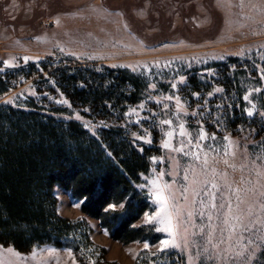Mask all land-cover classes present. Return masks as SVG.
I'll return each instance as SVG.
<instances>
[{
	"label": "rangeland",
	"instance_id": "rangeland-1",
	"mask_svg": "<svg viewBox=\"0 0 264 264\" xmlns=\"http://www.w3.org/2000/svg\"><path fill=\"white\" fill-rule=\"evenodd\" d=\"M49 57L65 64L127 68L145 84L143 98L127 107L122 123L127 131H131L135 143L159 148L158 153L149 157V169L138 185L152 205L138 224H146L145 215H154L159 210V203L150 195L151 181L158 177L161 187L171 186L178 207L187 211L202 210L181 199V189L187 184L191 193L195 178L223 186L226 198H229L228 186L243 189L247 192V203L241 207L260 214L259 204L264 201V196L248 190L264 191L261 187L264 185V133L255 136L258 131L255 128L240 134L208 129L204 125L205 119L219 128L210 117L211 107L221 106L210 100L221 94L223 87L214 85L208 92L193 91L188 79L195 75L205 86L211 82V76L228 68L237 79L243 112L247 115V110L252 109V116L257 115L264 121V0H0V68L6 70ZM5 61L12 66L6 67ZM181 78L184 83H178ZM173 83H178V87L173 89ZM40 87L44 84L26 81L10 88L0 97V102L21 105L33 97L47 108L56 104L68 106V103L58 102L66 100L59 92L39 93ZM217 88L222 91L216 92ZM235 91L233 88L231 92ZM246 95L249 96L247 101ZM43 96L47 97L45 101L40 99ZM177 99L183 105V111H177ZM70 108L71 115H58L79 117L77 120L92 131L106 125L102 120L80 114L81 110L77 108ZM193 112L197 115L193 116ZM162 120L173 123L165 125ZM181 123L188 133L186 137L178 135ZM201 131L209 138L201 142L200 162L194 159L191 151L184 155L162 146L166 139L170 140L171 147H180L188 139L195 143ZM168 132L173 136L168 137ZM212 136L215 139H211ZM147 139L151 143H145ZM205 156L208 167L202 171ZM55 194L60 215L88 224L90 238L96 245L94 251L81 263L71 249L64 247L46 244L23 252L0 244V264H136L140 253L157 255L161 253V241L171 239L167 232L156 230L163 227L162 224H147L158 232V240L124 244L112 239L96 219L84 214L80 210V201L68 192L56 189ZM231 199L235 208V199ZM227 211L225 208L212 212L211 227H208L206 217L194 215L195 227L188 224L187 233L184 228L178 229L184 239L178 238L180 247L170 249L178 255L176 264H247L244 257H236L235 253L243 251L250 239L257 242L264 239V233H247L238 228L235 235L230 234L224 223ZM260 215L264 219V214ZM228 218L232 224L239 223L231 215ZM241 220L248 223L246 215ZM201 228L206 231L200 232ZM209 239L218 245L216 249L207 243ZM263 254L264 249L257 250L253 264H261ZM229 256L232 258H226Z\"/></svg>",
	"mask_w": 264,
	"mask_h": 264
},
{
	"label": "trees",
	"instance_id": "trees-1",
	"mask_svg": "<svg viewBox=\"0 0 264 264\" xmlns=\"http://www.w3.org/2000/svg\"><path fill=\"white\" fill-rule=\"evenodd\" d=\"M210 79L205 86L195 75L188 79L193 91L223 87L210 100L221 106L211 107L210 117L219 128L209 119L204 125L232 134L252 128L258 129L255 136L264 133L263 119L243 112L238 82L230 70L221 69ZM29 80L44 84L39 93L59 92L68 106L47 108L33 97L21 105L0 102V244L23 252L46 244L64 247L83 263L96 248L90 228L83 220L58 213L56 189L79 200L80 210L96 219L112 239L124 244L158 240L152 225L138 224L152 208L138 185L149 169V157L159 148L135 143L122 125L127 107L143 98L142 79L127 68L65 64L49 57L0 72V97ZM70 107L106 125L92 131L75 118L58 115H71ZM100 251L104 255V249ZM262 258L264 264V254ZM168 260V264L178 262L176 251L142 252L136 264H167Z\"/></svg>",
	"mask_w": 264,
	"mask_h": 264
},
{
	"label": "snow or ice",
	"instance_id": "snow-or-ice-1",
	"mask_svg": "<svg viewBox=\"0 0 264 264\" xmlns=\"http://www.w3.org/2000/svg\"><path fill=\"white\" fill-rule=\"evenodd\" d=\"M6 67H11L12 65L9 64V62L5 61L4 62ZM3 68H0V72H3ZM262 79H264V73H262ZM178 83H184V78H181V80ZM178 83H173L172 88L175 89L178 87ZM216 92L222 91V89L217 88L215 90ZM256 91H260V89H256ZM211 95V93H210ZM250 95V94H249ZM168 99H171V97H168ZM244 99L247 101L249 100V96L246 95ZM10 103L11 101H7ZM59 103H65L67 104L68 102L66 100L58 101ZM141 107H143L141 105ZM255 105H253L254 109ZM132 111H135L133 109ZM177 111H183V105L180 104L179 99H177ZM185 114H187L185 112ZM193 116L197 115V113L193 112ZM247 115L251 117L253 115V110L248 109L247 110ZM264 115V113H262ZM79 119V117H77ZM162 124L165 125H171L173 123L172 120H162ZM180 131L178 135L181 137H186L188 133L184 129V125L181 123L179 125ZM168 137H172L173 133L168 132L166 133ZM206 134L201 131L198 139L193 142L192 139H188L186 144H182L180 147H171V142L170 140L166 139L163 142V147L165 149H170L171 151H175L177 153H183L184 155H188L189 151L192 152V155L194 159L198 162H200L201 157L198 154L199 151H203L201 148V142L205 141L208 139ZM136 139H143L142 137H136ZM211 139H215L214 136L211 137ZM225 140H228V137L224 138ZM145 143H151L150 139H147L144 141ZM188 149V151H186ZM195 149L196 151H193ZM143 151V149H141ZM229 153H226V155ZM153 162L155 161V158H153ZM202 171L206 170L208 167V159L207 156L202 161ZM257 175H260V173H257ZM163 176V173L160 174V177ZM188 177L185 176V181H187ZM152 184V190L150 191V195L153 196L154 202L159 203V210L154 214V215H145L144 223L146 224H162L163 227L157 228V231H163L167 232L171 239H164L161 241V248L159 249L161 252L163 251H168L172 248H177L180 247V244L177 243L178 238L184 239L180 237V233L178 229L184 228L185 233H187L188 224H192V227H195V223L192 221V217L194 215H198L201 218L206 217L207 220L209 221L208 227H211V222L213 221V215L212 212L218 211V210H223L227 209V213H225V225L226 231H229L230 234L235 235L238 228H242L244 232L247 233H254L256 231H261L264 233V219L261 218L260 214H264V201L260 202L259 204V210L260 214H257L253 212L251 208H242V205H245L247 203L246 196L247 192H244L243 189H232L231 186H228L229 188V198H226L223 193H224V188L223 186H220L216 183H211L210 181H199L194 178L193 180V186L191 189V193L189 192V189L187 187V184L183 189H181V199L184 201H189L191 205L197 206L200 209H202L199 212H194V211H187L186 208H180L178 207L176 203V198L175 196L171 193L170 185H163L161 187V183L159 181V177L155 180L151 181ZM261 187H264L262 185ZM249 192H252L255 194L256 192H259L260 196H264V191H260L259 189H249ZM168 193L167 195L165 193ZM189 197L190 200H189ZM235 199V208H233V203L232 199ZM223 201V202H221ZM121 208L124 207V205H120ZM239 211L240 215L237 216L236 212ZM229 215H231L235 220H237L239 223L238 224H232L229 220ZM247 216L248 217V223L244 224L241 220L242 216ZM175 220V223H174ZM251 225V227H249ZM174 229H176L174 231ZM206 229L201 228L200 232H205ZM196 233H192L191 235H195ZM209 236H211V232L208 233ZM186 243V239H185ZM207 243L211 246L212 249H216L218 245L216 243H213L212 239H209ZM221 244L224 243V241L220 242ZM148 245H145V248H147ZM264 249V239H261L259 242L256 240H248L247 245L245 246V249L243 251H238L235 253L236 257H244V259L247 261V264H253V261L255 260L256 252L257 250ZM208 249H205L207 251ZM9 252L12 250L9 249ZM227 251V250H225ZM226 258H232V257H226Z\"/></svg>",
	"mask_w": 264,
	"mask_h": 264
}]
</instances>
